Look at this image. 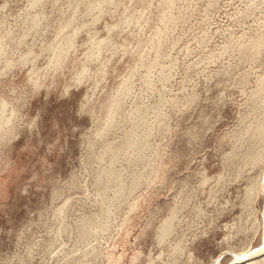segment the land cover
Masks as SVG:
<instances>
[{"label":"rangeland","instance_id":"374dc122","mask_svg":"<svg viewBox=\"0 0 264 264\" xmlns=\"http://www.w3.org/2000/svg\"><path fill=\"white\" fill-rule=\"evenodd\" d=\"M263 175L264 0H0V264H264Z\"/></svg>","mask_w":264,"mask_h":264},{"label":"bare ground","instance_id":"6f19581e","mask_svg":"<svg viewBox=\"0 0 264 264\" xmlns=\"http://www.w3.org/2000/svg\"><path fill=\"white\" fill-rule=\"evenodd\" d=\"M260 185L261 186H264V175H263V177L261 178V182H260ZM264 214V213H263ZM262 236H263V238H260V243L252 250V251H250V252H248V253H245V255L246 256H244V254H230L232 257H233V259H241V258H245V257H252L253 255H255V254H258V252H261L262 251V249L264 248V245H263V242H264V226H263V231H262ZM254 257V256H253ZM252 257V258H253ZM256 259V258H255ZM254 259V260H255ZM250 260V259H249ZM258 260V259H257ZM257 262V261H256ZM250 263H251V261H250ZM253 263H254V261H253Z\"/></svg>","mask_w":264,"mask_h":264}]
</instances>
